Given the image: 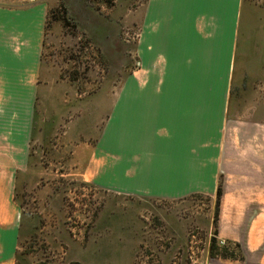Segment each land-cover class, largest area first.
<instances>
[{
	"label": "crops",
	"instance_id": "0c3cea01",
	"mask_svg": "<svg viewBox=\"0 0 264 264\" xmlns=\"http://www.w3.org/2000/svg\"><path fill=\"white\" fill-rule=\"evenodd\" d=\"M250 0H146L137 66L120 85L84 167L97 187L138 197H216L217 238L243 255L207 264H264V74ZM47 0L0 1V264H15L41 86Z\"/></svg>",
	"mask_w": 264,
	"mask_h": 264
},
{
	"label": "rangeland",
	"instance_id": "374dc122",
	"mask_svg": "<svg viewBox=\"0 0 264 264\" xmlns=\"http://www.w3.org/2000/svg\"><path fill=\"white\" fill-rule=\"evenodd\" d=\"M145 1L47 0L30 163L15 191L16 252L31 264H207L239 255L234 243L214 237L216 197H138L84 175L117 90L137 66ZM250 1L257 7H245L242 22L256 20L264 52V0ZM257 116L264 117V74L257 77Z\"/></svg>",
	"mask_w": 264,
	"mask_h": 264
},
{
	"label": "trees",
	"instance_id": "16d2710c",
	"mask_svg": "<svg viewBox=\"0 0 264 264\" xmlns=\"http://www.w3.org/2000/svg\"><path fill=\"white\" fill-rule=\"evenodd\" d=\"M221 194H222V185L221 183L219 182V185H218V188H217V194H216V204H217V212H216V215H215V218L213 220V225H214V237L216 236L217 234V228H218V215H219V210L218 208L220 207V198H221ZM21 228V227H20ZM19 239H20V236H19ZM229 243H232V242H229ZM235 245V248L238 250L239 254L243 255V249L241 247V245L239 243H234ZM224 258H234L235 256H229L227 255L226 253L223 255ZM15 260L17 262V264H31L30 261H28V259H26L25 255L23 253H18L16 252V255H15Z\"/></svg>",
	"mask_w": 264,
	"mask_h": 264
},
{
	"label": "built area",
	"instance_id": "2783aa9c",
	"mask_svg": "<svg viewBox=\"0 0 264 264\" xmlns=\"http://www.w3.org/2000/svg\"><path fill=\"white\" fill-rule=\"evenodd\" d=\"M224 242V241H223Z\"/></svg>",
	"mask_w": 264,
	"mask_h": 264
}]
</instances>
